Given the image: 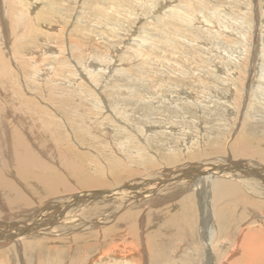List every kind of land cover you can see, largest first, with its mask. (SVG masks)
<instances>
[{"label": "rangeland", "instance_id": "374dc122", "mask_svg": "<svg viewBox=\"0 0 264 264\" xmlns=\"http://www.w3.org/2000/svg\"><path fill=\"white\" fill-rule=\"evenodd\" d=\"M37 56L42 64L35 68L32 60ZM11 131H18L45 164L55 163L46 175L56 182L61 176L67 177L71 183L67 186L76 192L77 184L83 191L88 183L91 186L93 181L84 178L100 185L98 181L106 180L113 170L121 174L120 180L127 174L141 179L145 177L143 170L151 169V161L154 164L159 159L179 164V160L192 156L194 162L206 156L223 163L230 156L229 146L239 135H244L253 149L260 147L264 144V0H0V140L4 141L3 147L15 150ZM19 150L16 148V152ZM163 164L148 174L162 170L165 177L175 165ZM26 165L27 178L23 180L29 178L28 184L35 188L26 183L19 188L20 181L16 186L22 188L28 204L32 203L16 210L8 206L3 209L5 197L0 194V223L6 218L4 210L15 218L19 214L31 219L39 216L31 224L34 230L42 228V234L46 230L56 232L46 234L45 239L38 233L26 242L32 248L27 246L24 252L0 243L1 264H264V254L262 259L260 255L252 258L251 254L247 261L245 241L238 239L241 227L252 226L249 221L256 219L259 226L260 207L249 208L239 200L234 209L226 207L222 211L221 223L228 224L230 231L228 240H224L225 255L214 260L217 256L213 255L212 244L209 252V245L205 247L201 242L206 230L202 231L199 215L189 212L180 196L155 206L144 204L151 200L146 191L152 182L141 184L146 188L135 185L140 188L125 189L120 195L132 197V202L121 207L120 195L116 200H102L106 216L102 219L107 222L98 223V228L91 230L93 235L87 233L86 224H92L86 219L88 212L85 219L80 218L79 223L73 220L64 228L58 221L60 217L57 223L49 219L56 218L57 199L66 190L59 183L58 188H48L51 191L39 185L35 167L29 160ZM14 167L18 177L21 172ZM107 185L103 187H113ZM55 190L53 201H39L48 210L35 205L41 196L48 197ZM36 196H40L38 200ZM127 210L133 212L132 221L134 213L139 214L134 221L137 229L132 233L143 237L142 250L132 245L125 250L127 253L103 255L108 244H121V236L112 241L109 228ZM186 213L193 223L185 220ZM214 216L210 210V224L216 232L219 222ZM125 227V222H120L112 229L119 233ZM75 234L84 235L77 239L72 237ZM234 238L237 241L231 245ZM213 243L218 244L216 239Z\"/></svg>", "mask_w": 264, "mask_h": 264}, {"label": "bare ground", "instance_id": "6f19581e", "mask_svg": "<svg viewBox=\"0 0 264 264\" xmlns=\"http://www.w3.org/2000/svg\"><path fill=\"white\" fill-rule=\"evenodd\" d=\"M22 2V1H21ZM24 10V9H23ZM116 11V10H115ZM198 14V13H197ZM39 17V16H38ZM44 17V16H43ZM190 17V16H189ZM198 17V15H197ZM40 19H41V16H40ZM42 20V19H41ZM203 20V19H202ZM159 21V20H158ZM157 21V22H158ZM162 21V20H161ZM159 21V22H161ZM205 21V20H204ZM164 23V21L162 22ZM45 26V25H44ZM170 26V25H169ZM193 26V25H192ZM49 29V28H48ZM50 30V29H49ZM47 30V31H49ZM157 33V32H156ZM166 34V33H165ZM66 40V39H65ZM157 42V41H156ZM162 54V53H161ZM32 61H34V64H35V68H38L40 66H36L38 64H42V61L40 60V57H36L34 58ZM89 67V66H88ZM94 69V68H93ZM96 70V69H95ZM87 72H89L87 70ZM94 75V74H93ZM93 81V80H92ZM7 93V91H5ZM5 93V94H6ZM11 94V93H10ZM235 101V100H234ZM199 102V101H198ZM234 104V103H233ZM246 111V110H245ZM8 122V121H7ZM25 124V123H24ZM15 126V125H14ZM22 127V126H21ZM145 130V129H144ZM7 131V130H6ZM12 132V131H11ZM21 132V131H20ZM12 136L14 137V140L16 141V145H15V150L11 147L7 148V147H3L2 144V140H0V194H3V198H4V203L5 205H3L1 203V208H3L2 206H8V207H11V209H15L16 208H20L22 206H26V207H29L32 203V202H29L28 204V199L26 197H23V192L21 194V189L23 188V186H25L24 184H28L29 182H27V180H23V178H27L24 174H26V165L27 164V161L29 160L30 163L35 167L36 169V173L35 175H37V181H39V185H42L43 187H47L48 188H52L51 190H53L54 188H58V184L59 185H62L66 192H62V194L59 192V197L57 199V201L59 203H56L55 205V210H57L58 212L54 214L56 215V218L52 220V218H49L51 219V221L54 223H57V218L59 219L60 217V221L61 224L60 225H63V228L64 226L66 227L70 222H72L73 220H76L77 223H79V219L82 218V219H85L86 218V213L88 212V218L86 219H90L92 220V224H86V227L88 228L87 230V233L89 234H95V232H92L91 230L98 225V223L101 224L102 221H105V219H102L103 217H106L104 216L105 215V210H103V207H101L103 201H105L107 198H111L110 200L112 199H115L116 200V197H118L121 193L124 192L125 189H129L131 187H133V189L135 188V190L137 189L135 187V185H141L143 182H152V185H151V188L148 189V191H146L147 193L151 194V200L149 201H144V204H161L163 203L164 201L168 202V199H176L178 196H180V199H182L183 203L182 204H185L184 202H187L184 206H186L188 209H189V212H197V215H199V219L196 218L197 215L195 217H193V219H198L199 222L201 220L202 222V231L204 232L206 230V235H204V237L202 236V239H201V242H205L204 243V246L206 247V245L208 244L209 245V252L210 251V247H211V244H212V249H213V255L214 256H217L214 258V260H220L224 255H225V252L223 253V249H225V245H224V240H228V234H229V225L228 224H222L221 223V216L223 218V214H222V211H224V209L226 207H233V209L235 208L234 206L236 205V203L239 201V200H242L246 205H249L247 207L250 208V205L251 207L253 206L254 208H258L260 207L259 209V213H258V216L257 218H259V221L258 223L259 226L257 224H255L256 222V219L253 221V222H250L249 221V224H252L249 225L251 227H248V226H243L241 227V230H239V236H238V239H241L242 241H245L244 244H243V253L245 255V259L248 261V258L250 259L251 257V254H252V258L255 257V255L257 256H261V259H262V254H264V144L261 145L260 147H257L256 145H254V149L253 147L247 145V143L245 142V136L244 135H239L236 139H234V141L232 142V144L229 146V155L227 158L225 157V159H223V163H220V161H218V159L214 160V159H205L206 156L205 155H202V156H205V158L203 157V159L201 161H192V157H190L189 160H179L180 158H177L179 160V164H176V163H165L163 161H161L160 159L159 160H156V162L153 164V161L152 162V167L151 169H147V167L145 168V170H143V172H145L143 175L145 177H142L141 179L138 178V179H132V177L134 178V176L136 174H127L128 177H126L128 180H126V178L121 179V174L120 173H117L116 170H113L110 172V169H109V174H108V178L106 177H103V178H106V180H99L98 182L100 183V185L98 184H94L92 185V183L94 182V180L92 179H87L85 180V178H81L83 179L84 181H88V182H92L91 183V186L89 187V183H88V188H86L87 190L86 191H83L84 188H82L81 186H79L77 184V186L75 188H78L79 190L76 192L72 189H70L69 187L70 186H67V185H70L71 183L67 181V177H64L62 178V176L58 179L59 181L56 182L53 180V178L51 179V175L47 174L46 175V172L51 170V165L54 163H51L49 162L51 165H48L47 161H46V164H45V161H42V159H40L39 157L35 156L34 153L32 152L33 150L30 149V146H27V143L25 140H23V138L19 135L18 131H14L12 132ZM2 135V132L1 134ZM9 135V133H8ZM28 137V136H27ZM26 137V138H27ZM7 138V136H6ZM3 139V138H2ZM62 140V139H61ZM230 140V139H229ZM56 141V140H55ZM191 141V140H190ZM251 141V140H250ZM11 142V141H10ZM29 142V141H28ZM57 142V141H56ZM186 143V142H185ZM183 143V144H185ZM220 143V142H219ZM262 143V142H261ZM13 144V143H12ZM229 144V143H228ZM251 144V143H249ZM14 145V144H13ZM187 145V144H186ZM223 146V143L221 144ZM219 146V145H218ZM21 148L22 151H17L19 152L20 155L17 154L16 152V148ZM252 149H250V148ZM32 148V147H31ZM189 148V147H187ZM212 148V147H211ZM222 148H225L224 146ZM219 150L221 149V146L220 148H218ZM217 149V150H218ZM226 149V148H225ZM42 150V149H41ZM216 150V151H217ZM218 150V151H219ZM64 151V150H63ZM206 151V150H205ZM206 152H209L210 150L206 151ZM214 151V150H213ZM224 152V150H222ZM228 151V150H227ZM53 152V151H52ZM203 152V151H201ZM221 152V151H220ZM217 153V154H220ZM139 153V152H138ZM194 153V152H192ZM191 153V154H192ZM197 153V152H196ZM213 153V152H212ZM216 153V152H215ZM116 154V153H115ZM198 154V153H197ZM200 154V153H199ZM211 154V153H209ZM207 154V155H209ZM214 154V153H213ZM215 154V155H217ZM222 154V153H221ZM226 153L224 152L223 155H225ZM60 155V154H59ZM194 155V154H193ZM249 155V156H248ZM63 156H67V155H64ZM183 156V154H182ZM196 156V155H195ZM213 156V155H212ZM227 156V155H226ZM248 156V157H246ZM62 157V156H61ZM180 157V156H179ZM188 157V158H189ZM198 157V156H197ZM208 157V156H207ZM211 157V156H210ZM241 157H245L247 158V161L245 160V158L243 160H241ZM64 158V157H63ZM67 158V157H66ZM182 158V157H181ZM187 158V159H188ZM192 158V159H191ZM11 159H12V163L13 165L16 167V169L21 172L20 174H18V177L16 175V173L13 171V169L11 168L13 165L11 164ZM152 159V158H151ZM158 159V158H157ZM176 159V158H175ZM197 159V158H196ZM201 159V157H200ZM199 159V160H200ZM45 160V159H44ZM61 160V159H60ZM65 160V159H64ZM69 160V159H67ZM65 160L66 162H69ZM154 160V159H153ZM191 160V161H190ZM198 160V159H197ZM222 160V159H221ZM63 161V160H62ZM64 161V162H65ZM124 161V160H123ZM149 161V160H148ZM159 161V162H158ZM174 161V160H173ZM65 162V163H66ZM75 162V161H73ZM93 162V161H92ZM97 162V161H96ZM128 162V161H127ZM132 164L133 162L130 161ZM150 162V163H151ZM185 162H188L187 164L184 165ZM191 162V163H189ZM70 163V162H69ZM69 163L67 164L69 166ZM108 163V162H107ZM129 163V162H128ZM175 164L174 167L172 169H170V172L164 175H166L165 177L162 176V173L160 170H157L156 172L152 171L148 174L149 171L153 170L155 167L159 166V165H162V164ZM55 164V163H54ZM53 164V165H54ZM61 164V163H60ZM60 167H62L63 165H60ZM63 164V163H62ZM163 164V165H164ZM66 165V164H65ZM66 165V166H67ZM76 165V164H75ZM83 164H81L82 166ZM151 165V164H150ZM149 165V167H150ZM110 166V165H109ZM107 166V167H109ZM165 166V165H164ZM14 167V168H15ZM32 167V166H31ZM30 167V168H31ZM55 167V166H53ZM52 167V168H53ZM71 167V165H70ZM88 167V166H87ZM140 167V166H139ZM168 167V166H167ZM58 168V167H57ZM69 168V167H68ZM67 168V169H68ZM79 168V167H78ZM82 168V167H81ZM111 168V167H110ZM127 168H130V167H127ZM144 168V167H143ZM158 168V167H157ZM33 169V170H35ZM54 169V168H53ZM64 169V168H63ZM65 169V171L67 170ZM162 169V168H161ZM168 169V168H166ZM32 170V169H31ZM84 170V168H83ZM107 170V169H106ZM127 171L128 170H131V169H126ZM39 171V172H38ZM56 171V169H55ZM81 171V170H80ZM79 170L78 172L81 173ZM164 171V170H163ZM25 172V173H24ZM29 172V171H28ZM27 172V173H28ZM32 172V171H31ZM52 172V171H51ZM84 172V171H83ZM93 172V171H92ZM135 172V170L133 171ZM66 173V172H65ZM101 173V172H100ZM29 175V174H28ZM53 175V174H52ZM61 175V173H60ZM119 176V177H118ZM126 176V175H125ZM139 176V175H138ZM171 176V177H170ZM32 177V176H31ZM56 177V176H55ZM146 177H149V178H152V180H147L149 178L146 179ZM169 177V178H168ZM34 178V177H33ZM102 178V177H101ZM130 178V179H129ZM56 179V178H55ZM107 179H110L109 182L107 181ZM77 180V179H76ZM144 180V181H143ZM18 181L21 182L20 185H18V187H22L20 190L18 189V187L16 186V184H19ZM79 181V183H82L80 182V180H77ZM103 181H105V184L107 186H109V184L111 185V189L110 187H103L106 186ZM97 182V183H98ZM113 182V183H111ZM78 183V182H76ZM85 183V182H84ZM103 183V185H102ZM37 184V183H36ZM23 185V186H22ZM30 185V184H28ZM82 185V184H81ZM120 186V189L118 187ZM142 187H145V184L141 185ZM147 186V184H146ZM20 191H19L16 189ZM30 187L32 188V184L30 185ZM74 187V186H73ZM140 188V186H138ZM25 189L27 187H24ZM29 188V187H28ZM35 188V186L33 187V189ZM72 188V187H71ZM98 188H104V189H100L98 190ZM108 188V189H107ZM138 188V189H139ZM146 188V187H145ZM74 189V188H73ZM94 189V190H93ZM137 189V190H138ZM143 189V188H141ZM46 190V189H45ZM50 190V189H48ZM50 190V191H51ZM132 190V189H131ZM129 190V191H131ZM134 190V191H135ZM18 191V192H16ZM24 191V190H23ZM29 191V190H28ZM31 191V190H30ZM33 191V190H32ZM56 191V190H55ZM60 191V190H59ZM123 191V192H122ZM133 191V192H134ZM35 192V191H34ZM141 192L142 194V191H139ZM13 193H15V195L13 196ZM18 193V194H17ZM31 193V192H29ZM38 192H36L37 194ZM130 193V192H129ZM35 194V195H36ZM54 194H57V191L56 192H50V196L47 195L48 197H37L36 196V199L39 201H41L42 199L43 200H48L50 199ZM106 194V195H105ZM148 194V195H149ZM25 195V194H24ZM34 195V194H33ZM102 195H105V198H100V196ZM124 195V194H123ZM143 195V194H142ZM145 195V194H144ZM126 196V195H124ZM124 196H119L120 199L122 200L120 203H121V207L122 206H126L128 207V204H130V202H132V200L130 198L132 197H124ZM135 196V195H134ZM248 196L250 197L248 199ZM1 198V199H3ZM30 198V197H28ZM33 198V196H32ZM147 198V194H146V197ZM179 198V197H178ZM83 199H85L86 201H83ZM118 199V200H120ZM129 202H127V200H129ZM178 199V200H180ZM52 200V198L50 199ZM103 200V201H102ZM142 200V199H141ZM170 200V201H171ZM191 200V201H190ZM53 201V200H52ZM108 201V200H106ZM105 201V202H106ZM176 201V200H175ZM22 202V204L20 203ZM34 202V201H33ZM37 202V201H36ZM34 202V203H36ZM36 203L35 205L36 206H39L40 208L45 206V208L43 209L44 211L48 210L46 208V205L44 204H41L40 202L39 203ZM49 202V201H48ZM87 202V203H85ZM104 202V203H105ZM111 202V201H110ZM115 202V201H114ZM138 202V201H137ZM18 204V206H15V204ZM81 203H85V205H81ZM103 203V204H104ZM109 203V202H108ZM180 203V201H179ZM47 204V203H46ZM52 204V203H51ZM89 204V205H87ZM106 204V203H105ZM133 204V203H132ZM137 204V203H136ZM181 204V203H180ZM243 204V203H242ZM28 205V206H27ZM50 205V204H49ZM108 205V204H106ZM106 205H104L106 207ZM114 205V204H113ZM140 205V204H138ZM170 205V204H169ZM238 205V203H237ZM244 205V204H243ZM54 206V205H53ZM53 206H50V207H53ZM86 206V207H85ZM145 206V205H144ZM156 206V205H155ZM167 206V205H166ZM25 207V208H26ZM78 207V208H77ZM92 207H94V211L92 210ZM148 207V206H147ZM159 207V206H158ZM185 208V210H187ZM115 208V207H114ZM4 209V208H3ZM2 209V210H3ZM31 209V208H30ZM87 209L86 212H84V210ZM105 209V208H104ZM118 210V207L116 208ZM115 209V211H116ZM131 209V207H130ZM201 212H200V210ZM230 209V208H229ZM18 211L17 212H20L19 209H17ZM25 210V209H22V211ZM36 210H37V207H36ZM52 210V209H51ZM157 210V209H156ZM183 210V209H182ZM210 210L212 211V213H214V217L217 218V220H215V222H219V227H217V231L218 232V235H216V232L213 230L212 228V224H210ZM107 211V210H106ZM136 211V210H135ZM143 211V210H142ZM158 211V210H157ZM188 211V210H187ZM186 211V212H187ZM232 211V210H231ZM2 212H5V215L6 218L3 219V222L0 223V243H2L1 245L2 246H5V245H8L9 247H14L16 249H19V250H22L25 249L29 243H26L27 241H30V239H33L34 237H36L39 233V236H43V238H47V235L48 234H54L56 232V230H50V231H44L43 234L41 233V229H35V226L32 227V225L34 224L33 222H35V220H39L40 217L39 216H34V217H37V218H34V219H31L29 218L28 216L24 215L25 218H23L24 216L19 214V216L17 218H15L13 216L12 213H10V211H2ZM51 212V211H50ZM118 212V211H117ZM151 212V211H150ZM163 212V211H162ZM187 212V213H189ZM227 212V211H226ZM230 212V211H229ZM25 213V211H24ZM109 213V212H108ZM107 213V215H109ZM133 212H130V211H125L124 213H119L121 215H119L116 219V221L111 224H113L112 227H108L109 230H110V234H112V237L114 238H111L112 241H114L113 239H118L120 236H121V241L119 243H116L115 242H112L110 244H108V246L110 245V247H108L107 250L105 251H102L101 253L105 256H108L110 257V255L112 254H117L119 252H123V251H128L127 248L130 246L132 247V245L134 246L135 248V245H138L139 248L141 247L142 248V244L143 243V237L142 236H137V233L135 232L132 233V230H135L137 229L136 228V222L134 221H137V216L139 215H135L134 213V220L132 221V214ZM138 213V212H136ZM141 213V212H140ZM183 213V212H182ZM186 213V215H183L185 220L187 222H192V220H189L188 219L191 217L190 215L188 216ZM224 213V212H223ZM232 213V212H231ZM2 214V213H1ZM17 214V213H16ZM45 214V213H44ZM47 214V213H46ZM155 214V213H154ZM193 214V213H192ZM195 214V213H194ZM225 214V213H224ZM230 214V213H229ZM38 215V213L36 214ZM48 215V214H47ZM51 215V214H49ZM48 215V216H49ZM53 215V214H52ZM77 215V216H76ZM112 215V214H111ZM156 215V214H155ZM1 216V215H0ZM3 216V217H4ZM213 216V214H212ZM228 216V215H227ZM231 216V215H230ZM100 217V218H99ZM109 217V216H107ZM116 217V216H115ZM154 217V216H153ZM234 216H232L233 218ZM241 217V216H240ZM39 218V219H38ZM113 218V217H112ZM215 218V219H216ZM230 218V217H229ZM1 219V217H0ZM47 219V218H46ZM45 219V220H46ZM48 219V220H49ZM80 219V220H82ZM114 219V218H113ZM173 219V218H172ZM228 219V218H227ZM234 219V218H233ZM2 220V219H1ZM0 220V221H1ZM10 220V221H9ZM12 220V221H11ZM42 220V218H41ZM78 220V221H77ZM112 220V219H109V221ZM174 220V219H173ZM231 220V218H230ZM238 220V219H237ZM243 220V219H241ZM240 220V221H241ZM8 221V222H7ZM108 221V222H109ZM113 221V220H112ZM177 221V220H176ZM214 221V220H213ZM232 221V220H231ZM48 222V221H46ZM107 222V221H105ZM124 223L125 222V228H121L120 232L117 233V232H113V227H115L118 223ZM183 222V221H182ZM196 222V221H195ZM234 223V221H232ZM236 222V220H235ZM40 223V222H39ZM104 223V222H103ZM129 223V224H127ZM193 223V222H192ZM192 223H190L192 225ZM228 223V222H226ZM230 224H232L230 221H229ZM257 223V222H256ZM32 224V225H31ZM186 224V223H185ZM253 224H255V226H253ZM37 225V224H36ZM48 225V224H47ZM46 225V226H47ZM59 225V226H60ZM138 225V224H137ZM217 225V224H216ZM245 225V224H244ZM57 226V225H56ZM190 226V225H188ZM195 226V225H193ZM192 226V227H193ZM218 226V225H217ZM53 227V226H52ZM101 227V226H100ZM103 227V226H102ZM101 227V228H102ZM192 227H189V229L192 231ZM51 228V227H50ZM98 228V227H97ZM176 228V227H175ZM177 229V228H176ZM60 230V229H59ZM57 230V231H59ZM105 230V228H104ZM103 231V230H101ZM108 231L107 229L105 230V232ZM180 231V230H179ZM194 231V230H193ZM192 231V232H193ZM97 232V231H96ZM104 232V231H103ZM104 232V234H105ZM191 232V233H192ZM212 232V233H211ZM117 233V234H115ZM47 234V235H46ZM123 234V235H122ZM179 234V233H178ZM194 234V233H193ZM56 235V234H55ZM73 235V234H72ZM71 235V236H72ZM84 235V234H83ZM83 235H79V234H75V236H72V237H75L77 239H80L81 237H83ZM100 235V233H99ZM50 236V235H49ZM96 236V235H95ZM105 236V235H104ZM110 236V235H109ZM198 236V235H197ZM91 237V236H90ZM152 237V236H150ZM154 237V236H153ZM216 237V238H215ZM217 237L220 238L217 240ZM222 237V239H221ZM42 238V237H41ZM97 238V237H96ZM110 238V237H109ZM177 238V237H176ZM49 239V238H48ZM74 238H72L73 240ZM216 239V242L218 244H214L213 242L215 241ZM40 240V238H39ZM105 240V238H104ZM145 240V238H144ZM32 241V240H31ZM109 241V240H108ZM147 242H150L148 241V239L146 240ZM221 241V243H220ZM237 241V238H234L232 240V242L230 243L231 245H235ZM36 242V241H35ZM44 242V241H43ZM227 242V241H225ZM108 243V242H107ZM257 245H256V244ZM0 245V246H1ZM32 245V244H31ZM36 245V244H35ZM252 247H251V246ZM33 248H34V245H32ZM7 247V246H6ZM159 247V246H158ZM29 248H32L31 246H28L27 249ZM122 248L120 251L119 249ZM133 248V249H134ZM137 248V249H139ZM140 248V249H141ZM3 249V248H2ZM7 248H5L6 250ZM129 249V248H128ZM135 249V250H137ZM145 249V248H144ZM4 250V249H3ZM10 249L8 248V251ZM12 250V249H11ZM104 250V249H102ZM142 250V249H141ZM21 251V252H22ZM125 251V253H127ZM130 251V250H129ZM131 251H132V248H131ZM208 251V250H207ZM24 252V251H23ZM22 252V253H23ZM108 252V254L106 253ZM160 252V251H159ZM208 252V253H209ZM10 253V252H9ZM14 253V252H13ZM215 253V254H214ZM43 254V253H42ZM130 254V252H129ZM137 254V253H136ZM205 255L207 253H204ZM83 255V254H82ZM85 255V254H84ZM101 254H99L100 256ZM102 255V256H103ZM124 255V253H123ZM159 255V254H158ZM204 255V256H205ZM25 256V255H24ZM121 256V255H120ZM125 256V255H124ZM264 256V255H263ZM123 257V256H122ZM140 257V256H139ZM115 258V257H113ZM135 258V257H134ZM1 259V258H0ZM45 260V258H43ZM40 260V258H39ZM125 260V259H124ZM52 262V261H51ZM67 262V261H66ZM64 262V263H66ZM93 263V262H92ZM216 263V262H215ZM1 264V263H0ZM51 264V263H50ZM56 264V263H54ZM218 264V263H216Z\"/></svg>", "mask_w": 264, "mask_h": 264}]
</instances>
